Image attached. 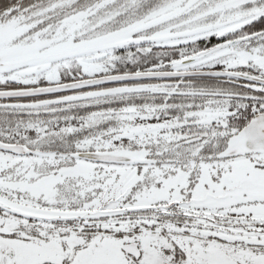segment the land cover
<instances>
[{"label": "snow or ice", "instance_id": "6c2138e0", "mask_svg": "<svg viewBox=\"0 0 264 264\" xmlns=\"http://www.w3.org/2000/svg\"><path fill=\"white\" fill-rule=\"evenodd\" d=\"M0 264H264V0H0Z\"/></svg>", "mask_w": 264, "mask_h": 264}]
</instances>
